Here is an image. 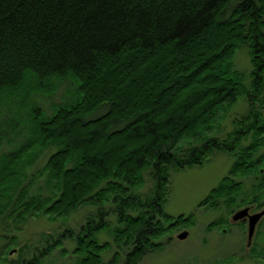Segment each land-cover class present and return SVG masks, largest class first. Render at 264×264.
Wrapping results in <instances>:
<instances>
[{"label": "trees", "instance_id": "trees-1", "mask_svg": "<svg viewBox=\"0 0 264 264\" xmlns=\"http://www.w3.org/2000/svg\"><path fill=\"white\" fill-rule=\"evenodd\" d=\"M240 48L248 49L249 78L233 69ZM54 78L75 85L47 113L31 98L52 94ZM241 99L247 111L231 132L211 136ZM3 142L12 146L0 151V239L9 262L39 260L25 261L23 247L38 249L19 248L6 227H21L30 213L66 220L92 206L95 214L77 232L66 228L55 245L72 240L74 264H104L110 245L96 234L108 227L123 264H139L162 247L164 234L195 223L193 214L165 212L170 170L200 167L216 154L238 151L199 207L263 208L264 0H0V148ZM48 149L44 166L30 174L26 168ZM145 176L153 186L142 198ZM247 176L257 181L250 193L236 181ZM41 245L40 257L53 249Z\"/></svg>", "mask_w": 264, "mask_h": 264}, {"label": "rangeland", "instance_id": "rangeland-1", "mask_svg": "<svg viewBox=\"0 0 264 264\" xmlns=\"http://www.w3.org/2000/svg\"><path fill=\"white\" fill-rule=\"evenodd\" d=\"M234 71L249 78L251 70L250 57L248 49L240 48L236 51L233 58ZM245 85L249 84V79H245ZM52 86L56 87V90L52 94L38 93L33 95L31 101L33 104L39 106L42 110L50 113L51 105L58 104L64 98V95L69 90L72 91L74 82L69 78L52 80ZM75 85V84H74ZM25 90V87H22ZM71 97V93L68 95ZM13 107L16 112L19 110L14 104ZM14 109V111H15ZM247 111V104L244 99L239 100L227 113L223 115L220 123L216 126L214 134L219 139H223L226 134L231 132L233 128V121L241 117ZM22 120H25L27 116L25 112L20 113ZM4 119L12 118V115L4 112L1 116ZM216 134V135H215ZM242 147L248 146V141L243 140L241 142ZM12 146L6 143L1 144V153L8 152ZM264 151V147H260L257 150L259 156ZM53 149H48L39 158L38 162L32 168H26L31 174L40 170ZM234 151L230 154H216L208 157L207 161L200 167H194L183 171L170 170L169 180L167 186V196L165 204V212L176 218L179 215L187 216L193 214L195 217V223L190 228H180L170 231L164 234L158 244L162 245L159 250H156L150 254H147L139 264H264V220L260 221L259 227H256V235L253 238L251 245L247 246V222L244 225H233L231 222V216L236 212H230L225 207H220L219 210H212L210 208L199 207V204L207 197L209 192L219 183V181L227 175L232 162L235 159ZM256 155V156H257ZM256 177L247 176L245 178H238L236 181H240L243 184V191L250 193L253 191V186L257 183ZM258 180V179H257ZM152 182L145 176L144 185L137 191L142 198L146 197L151 189ZM260 203V202H259ZM104 210L107 211L111 208L109 202L104 204ZM250 205V204H247ZM246 206V205H245ZM254 206H251L249 214L256 213L260 210H252ZM96 208L92 206H85L70 214L65 219H48L46 216H42L39 213H30L26 216L23 225L19 228L12 226L6 227L7 233L16 238L18 247L22 245L31 244L35 246L38 251L35 254L31 250H28L30 245H25L28 248L23 249V259L30 261L32 257L38 258L37 264H74V242L72 240H64L61 245H55V240L60 237V234L66 228L73 231H78L81 225L84 224L87 216L95 214ZM253 212V213H252ZM231 215V216H230ZM228 220L223 224L222 229L224 232L216 229L208 230L207 227L216 220ZM106 221L110 226L115 225V217L109 215ZM108 227L96 234L97 241L102 243H108L110 248L108 251L102 254V260L104 264H108L115 252L120 253L121 256L118 259L117 264L124 263V254L119 251L112 243V239L107 233ZM188 232V236L185 240H178L177 236L181 232ZM3 233H0V235ZM47 241V245L51 244L53 249L46 253L47 255L40 257L43 241ZM54 241V242H53ZM6 240L0 239V264H20V261L9 262L5 259V250L8 245L5 246ZM16 249V248H14ZM254 249V250H253ZM13 250V249H11ZM10 250V251H11ZM17 250V249H16ZM250 250L255 254L251 256ZM9 253V252H8ZM7 254V253H6ZM14 254L10 259H14Z\"/></svg>", "mask_w": 264, "mask_h": 264}, {"label": "water", "instance_id": "water-1", "mask_svg": "<svg viewBox=\"0 0 264 264\" xmlns=\"http://www.w3.org/2000/svg\"><path fill=\"white\" fill-rule=\"evenodd\" d=\"M250 208H242L237 210L231 216L232 223H238L240 221L245 220L247 222V246L251 245L253 238L255 237L256 227L260 223V221L264 218V208L256 213L249 214ZM224 232V230H221ZM188 236V232L183 231L178 234L177 239L182 241L185 240ZM17 250L13 249L9 252V258H11L14 254H16Z\"/></svg>", "mask_w": 264, "mask_h": 264}, {"label": "flooded vegetation", "instance_id": "flooded-vegetation-1", "mask_svg": "<svg viewBox=\"0 0 264 264\" xmlns=\"http://www.w3.org/2000/svg\"><path fill=\"white\" fill-rule=\"evenodd\" d=\"M251 206H244V208H250ZM261 209V208H260ZM260 209H257V210H260ZM250 210H251V208H250ZM252 210H254L255 212H256V210H255V207L254 208H252ZM253 213V212H252ZM242 223H243V225L246 223V221L244 220V221H242Z\"/></svg>", "mask_w": 264, "mask_h": 264}]
</instances>
